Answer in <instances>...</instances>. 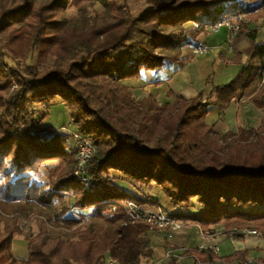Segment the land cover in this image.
Instances as JSON below:
<instances>
[{
    "label": "trees",
    "instance_id": "16d2710c",
    "mask_svg": "<svg viewBox=\"0 0 264 264\" xmlns=\"http://www.w3.org/2000/svg\"><path fill=\"white\" fill-rule=\"evenodd\" d=\"M117 1L0 0V264L152 259L150 233L162 229L130 222L125 206L155 208L156 203L124 189L111 172L136 187H159L179 211L170 215L174 218L197 222L205 231L223 225L234 240H243L240 231L250 229L264 238V123L227 136L205 123L211 106L226 108L243 98L264 110L259 31L241 22L231 43L235 56L224 59L240 69L228 84L213 85L207 96H180L162 105L151 96L138 101L123 83L167 63L180 64L184 49L200 46L199 37L212 26L242 17L264 19V0H144L148 8L125 25L119 24ZM97 4L104 12L92 21L89 9ZM70 8L77 10L76 17L68 15ZM35 52L37 65L22 70L19 62ZM243 56L248 61L242 65ZM49 60L54 66L39 71ZM56 101L71 128L96 147L87 182L74 176L72 136L61 132L64 126L48 124V115L32 111ZM51 162L58 163L56 182L44 189L32 174ZM67 197L72 204H65ZM57 204L61 210L54 221L60 229L76 228L77 242L49 238L43 227L35 237L24 231L21 221L30 209L51 211ZM196 205L199 210L187 214ZM92 209L93 220L85 212ZM16 236L28 242L25 260L9 254ZM248 252L221 258L206 248L184 254L191 264H264V257L249 263ZM167 264L183 263L173 258Z\"/></svg>",
    "mask_w": 264,
    "mask_h": 264
},
{
    "label": "rangeland",
    "instance_id": "374dc122",
    "mask_svg": "<svg viewBox=\"0 0 264 264\" xmlns=\"http://www.w3.org/2000/svg\"><path fill=\"white\" fill-rule=\"evenodd\" d=\"M118 7H119V24L120 25H125L130 22V19L133 16L139 15L141 12L145 11L148 6L146 5L144 0H118L117 1ZM104 12L103 7L100 4H97L95 7L89 9V17L92 21H99L101 14ZM68 15L71 17H76L77 15V10L74 8H70L68 10ZM249 24V23H247ZM262 27V26H261ZM263 28V27H262ZM229 38L232 34V32H229ZM227 34V28H223L219 33L217 34H211L207 33L206 35L203 36V38H207L211 41H218L221 40V37H225ZM230 40H233L230 38ZM259 41V39H258ZM188 50V48H186ZM189 56L192 57L190 48L188 50ZM211 55V54H210ZM193 58V57H192ZM200 58V57H197ZM197 61V60H195ZM6 63L10 65H15V62L11 60L10 58L6 59ZM37 53H33L29 56V58L25 61H20V68L22 70H26L29 66H35L37 65ZM197 63V62H194ZM54 66V61L49 60L46 63H42L38 66L39 71H44L48 70L51 67ZM233 68L230 67L229 65L226 64V66L222 67V70L218 71L217 73H212L209 77L208 80L210 83H214V81H217L220 76H225L226 74H233ZM236 76V74H235ZM235 76L231 78L230 81H232ZM229 81V82H230ZM229 82H222V85L225 83ZM126 86V85H125ZM128 87V86H127ZM129 88V87H128ZM130 89V88H129ZM132 91V90H131ZM167 97L171 98L173 96L172 90L167 92ZM134 97L138 99V97L133 93ZM209 94H205L207 96ZM149 95L148 97H150ZM147 97V98H148ZM152 99L157 102L153 96H151ZM197 97V96H196ZM186 98V97H185ZM194 98V97H193ZM146 99V98H145ZM178 99V98H177ZM189 99V98H187ZM192 99V98H190ZM242 100V99H241ZM59 101H56L54 104H43V105H38L36 107L32 108V111H34L37 116H43V115H48V118L46 122L48 124L54 125L56 127H72L71 126V119L70 117L66 114L65 109L61 105V102L58 103ZM172 102V101H171ZM168 102V103H171ZM244 104H242V101L240 103V106H243L244 108L247 107L248 101L247 98H244ZM158 103V102H157ZM160 104V103H159ZM173 104V103H171ZM163 105V104H162ZM255 108V107H254ZM257 109V108H256ZM260 112V111H259ZM259 117L263 118L264 115L262 112L259 113ZM232 119V121L236 122L237 121V116H236V110H230L227 113L226 116V121ZM223 120L220 119L218 115H214L213 120H207L205 119V123L207 126H209L207 123L208 122H222ZM261 120H259L260 122ZM261 125L264 123V120ZM247 126L249 127V123L246 121ZM246 123L243 124V126H246ZM239 126V124H238ZM211 127V126H210ZM260 126H258L259 128ZM212 129L214 127H211ZM237 128V127H236ZM247 128V127H244ZM254 127H251L253 129ZM256 128V129H258ZM249 129V128H248ZM74 130V129H73ZM214 131V130H213ZM61 132L67 133V131L61 130ZM230 133H236L234 131H229L226 130L225 132H221L220 134L228 135ZM217 134V133H216ZM219 134V133H218ZM254 138V136H253ZM252 138V139H253ZM58 166V163L56 162H51L46 164L45 166L41 167L36 173H33L32 176L34 178V181L44 189H49L55 182H56V177L53 176V168ZM112 177L115 178L116 183L122 186L124 189L127 191H131L134 194H138L142 196L145 199H151L156 203V209H159L163 211L164 213L170 215H175L179 211L176 210L173 205L170 203V200L163 194L162 190L157 187L156 185H152L150 187H136L131 184V182L125 178L123 175L119 174L118 172H111ZM72 198L67 197L65 204L70 205L72 204ZM199 206L196 205L195 209L190 210L187 212V214H192L195 213L199 210ZM61 210V206L57 204L56 210H41V209H30V214L28 217H24L21 221V225L24 229V231L28 232L32 237H35L39 234L41 228L43 227L45 230V234L48 235L49 238H62L65 241H71V242H77L78 237L75 236V231L74 229L76 228H70V229H60L57 225V223L54 220H57L58 213ZM88 214V218L93 220L96 217L95 210H89L85 211ZM184 212V211H183ZM178 221L181 222L182 224V229L178 231H173L170 229H162V230H157L153 231L150 233V237L153 241V246H154V251L155 254L152 259H143V264H167L170 259L166 258V255L169 251H171L175 256L176 259L183 264H188L189 257L184 254L185 250L187 249H198V250H204L207 247L204 244H208L211 240H217L218 238L227 239L232 237L226 235V231L223 225L219 226H212L209 231L203 230L197 222H193L191 220H186L182 218H176ZM42 220V221H41ZM41 221L43 225H41ZM48 221V222H47ZM45 222V223H44ZM144 223V222H143ZM147 224V223H146ZM88 226V225H87ZM86 227V226H85ZM81 228V227H80ZM254 230V229H253ZM252 238L254 235H247ZM258 238L256 239L260 240V243L258 245V249H256V252L250 253L248 252L246 256V260L249 263H256L258 260H260L258 257L257 252H262L263 254L260 257H264V238L262 237V234L258 232ZM204 240L205 243L202 245H199L200 243H197L198 240ZM197 240V242H196ZM27 244L28 242L25 240V237L23 236H16L14 240V245L12 244L11 249L9 250V254H11L13 257L17 258L18 260H25L28 258V249H27ZM211 248V247H209ZM217 249V248H216ZM221 257V256H220ZM104 264H117L115 261L110 260L109 258L105 260ZM234 264H244L243 261L241 260H236Z\"/></svg>",
    "mask_w": 264,
    "mask_h": 264
},
{
    "label": "crops",
    "instance_id": "0c3cea01",
    "mask_svg": "<svg viewBox=\"0 0 264 264\" xmlns=\"http://www.w3.org/2000/svg\"><path fill=\"white\" fill-rule=\"evenodd\" d=\"M249 20V28L252 30L257 29L259 31L257 43H264V19H260L258 22H254L251 19ZM228 31L229 30L227 29L226 36L221 37V40L218 41H211L207 38H203L206 34H202L199 37V45H206L213 49L211 55L202 56L200 58H192L188 54L189 48L188 50L184 49L182 62L180 64L167 63L165 67L158 72L145 71L142 72L140 78L127 80L123 83L132 90L140 101L151 95L160 104H166L171 101V103L174 104L180 96L190 99L198 96L199 93L209 94L213 85L219 86L222 85V82H229L240 69V65L231 64L229 66L233 68V74H226L224 77L220 76V78L217 81H214V83H208V77L212 73H217L222 70L223 66H226L224 59L231 61L235 56L231 46L233 40L230 41ZM247 61V56H243L242 65ZM159 82L160 85H158ZM170 90H172L174 94L171 98H168L167 92ZM241 101L242 104L245 103L243 98L240 101L232 103L226 108H219L215 106H211L209 108L207 120L212 121L214 115H218L220 119L223 120L221 123H207L209 126L214 127V132L221 133L226 130H232L237 133L242 127H247L249 129L254 127L253 129H256L258 126H261L264 117H261L260 119L259 113L262 112L264 115V110L256 109L249 103V105L244 108L243 106H240ZM230 110H236V122L232 121V119L226 121L227 113ZM259 120L261 121L259 122ZM246 121L249 123V127L247 126ZM244 123H246V126H243ZM256 237L257 236H252L251 238L246 236L241 241L234 240L232 237L224 240L222 238H218L217 240H211L208 244H204L205 241L202 239L198 240V242L196 240V242L200 243L199 245L204 244L207 248L211 247L215 250L219 257L221 256V258H225L245 249H248L250 253L256 252L255 250L259 248L258 245L260 243V240L256 239ZM257 253L260 256L263 254L262 252ZM260 256L258 257L259 259L262 258ZM188 263L191 264L193 261L189 259Z\"/></svg>",
    "mask_w": 264,
    "mask_h": 264
},
{
    "label": "built area",
    "instance_id": "2783aa9c",
    "mask_svg": "<svg viewBox=\"0 0 264 264\" xmlns=\"http://www.w3.org/2000/svg\"><path fill=\"white\" fill-rule=\"evenodd\" d=\"M241 22L249 23L250 20L247 17H242L240 20L224 21L208 28V33L217 34L223 28H227L230 32H232L230 38L234 40L235 36L237 35L240 29ZM190 52L193 58H197L212 54L213 49L206 45H200L191 47ZM62 130L67 131V133L72 136V141L76 147L77 153L74 176L82 180L83 182H87L88 178H86V171L89 167L90 161L96 155V147L87 136L76 132L71 127H63ZM125 209L128 220L132 223L144 222L160 229H170L173 231H178L182 229V224L180 221L154 207L144 206L135 202H130L125 206ZM240 233H246L247 235L254 236L258 235V232L253 229L241 230ZM166 258L176 259V256L171 251H169L166 255Z\"/></svg>",
    "mask_w": 264,
    "mask_h": 264
}]
</instances>
